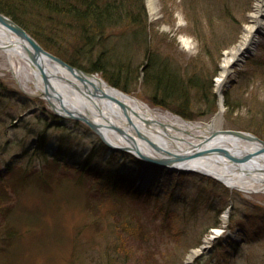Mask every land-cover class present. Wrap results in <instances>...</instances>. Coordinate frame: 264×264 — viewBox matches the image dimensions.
Instances as JSON below:
<instances>
[{
  "label": "rangeland",
  "instance_id": "374dc122",
  "mask_svg": "<svg viewBox=\"0 0 264 264\" xmlns=\"http://www.w3.org/2000/svg\"><path fill=\"white\" fill-rule=\"evenodd\" d=\"M254 3L159 0L158 12L151 16L145 0L151 47L186 78L212 80L213 92H218L223 60L241 43L244 29L251 23ZM109 33L115 37L112 50L126 52L134 68H140L137 82L130 79L126 84L130 91H120L137 97L157 115L168 114L202 127L218 115L222 103L217 128L250 133L264 141V35L259 36L253 53L232 69L223 96H217L214 117L188 120L148 100L142 87L145 48L128 42V28L121 26ZM185 40L190 41L189 47ZM54 42V49L67 58L74 57L79 49L69 40ZM81 64V70L108 82L101 73L88 72L86 62ZM0 81L21 95L41 99L32 68L23 59H16L12 67L3 51ZM226 100L233 106L228 108ZM0 104L1 117L7 102ZM27 119L22 124L0 123V144L5 143L4 149L0 148V264H264V191L260 187L247 193L201 173L180 174L142 162L136 165L137 159L124 151L126 154H115L112 160L120 174L137 179L135 186L140 194L112 196L99 188L96 179L60 166L45 169L47 163L42 156L24 154L22 145L31 141L30 129H42L33 118ZM79 123L71 144L85 155L98 145V136ZM179 133L198 141L192 135H201L202 131ZM48 135L54 141L60 133L52 130ZM112 155L105 149L99 154L105 161ZM8 164L14 169L7 173ZM29 168L42 171L41 180L47 177L50 182L33 181L15 189L5 179ZM49 171L51 174L46 175ZM228 210L225 223L223 216ZM215 230H221V235L208 245ZM204 245L210 248L200 250ZM195 250L200 253L189 261Z\"/></svg>",
  "mask_w": 264,
  "mask_h": 264
},
{
  "label": "trees",
  "instance_id": "16d2710c",
  "mask_svg": "<svg viewBox=\"0 0 264 264\" xmlns=\"http://www.w3.org/2000/svg\"><path fill=\"white\" fill-rule=\"evenodd\" d=\"M0 12L11 17L46 50L70 65L82 68L81 61H84L88 64V72L101 73L111 85L129 92L126 84L132 81L130 79L137 82L140 68H134L131 57L126 52L121 54L112 50L115 37L109 33L125 26L130 35L128 42L145 48L146 63L141 67L142 87L153 106L167 109L188 120L211 118L217 112V95L213 92L212 80L202 81L196 76L186 78L178 67H174L160 52L152 49L149 32L151 25L145 0H0ZM56 39L77 43L79 49L74 57L67 58L58 49H54L57 48L55 42L53 43ZM0 101L7 102L3 107L0 123L10 121L22 124L29 121L27 118H33L42 127L40 131L36 128L30 129L28 137L32 142L25 143L22 148L24 154L42 156L47 163L45 169H49L50 165L54 168L60 166L66 171L78 173L81 177L96 179L99 188L112 196L140 194L135 186L137 179L130 177L128 173L120 174L112 160L115 154L122 152L109 149L99 138L98 145L85 155L73 147L71 139L77 133L74 129L81 126L79 122L57 117L42 99L21 95L1 81ZM203 105H206L205 110ZM226 106L229 108L233 105L226 100ZM27 111L29 112L26 113ZM191 114L198 116L192 117ZM52 130L60 133L54 141L49 140L48 135ZM87 130L88 133L91 132ZM4 145L2 142L0 148ZM104 149L113 154L108 161L99 156ZM78 159L80 161H76ZM136 162V165L141 163L139 160ZM7 166V173L13 171V166ZM25 170L21 175L17 173L5 179L15 189L23 188L33 181L50 182L47 177L41 180L42 171L35 172L30 168ZM50 174L49 171L46 175Z\"/></svg>",
  "mask_w": 264,
  "mask_h": 264
},
{
  "label": "bare ground",
  "instance_id": "6f19581e",
  "mask_svg": "<svg viewBox=\"0 0 264 264\" xmlns=\"http://www.w3.org/2000/svg\"><path fill=\"white\" fill-rule=\"evenodd\" d=\"M158 1L159 0H146L151 16H155L158 12ZM250 18L251 23L246 25L241 43L235 50L228 52L223 60L221 76L217 81V88L220 93H222L224 87L227 85L232 69L237 64L242 63L248 55L253 53L259 43V36L264 35V0H255L254 10ZM184 43L187 47L190 46V41L185 40ZM0 51H3L7 55L12 67L15 66L16 59L25 60L31 67L26 52L20 44L18 37L1 24ZM45 66L48 72L53 76V87L67 105L87 115L96 123L103 125L107 138L116 146H126L128 142L124 137L107 128L111 123L117 127L126 129L132 136L134 135V131L138 129L143 135L162 146L164 149L179 154L192 153L202 149L223 148L241 157L248 153L256 152L262 147L258 142H249L241 139L237 135H228L226 133L211 138V133L216 130L219 117L223 113L222 103L220 104V112L213 123L206 127H200L182 122L168 114L157 115L149 105L142 102L137 97L120 91L97 76L90 77L91 82L94 83L101 92L123 101L132 109L129 116L135 128L130 127V129L128 126V117L123 113L117 103L108 98L96 97L87 93L82 83L57 64L45 60ZM32 70L36 77L37 90L38 92L42 91L43 84L41 78L36 70L33 68ZM89 88L93 90L91 85H89ZM222 101L221 99V102ZM146 121H149V123L147 124ZM162 125H164V127ZM195 130L202 131L201 135H193L198 141H191L179 133ZM137 142L144 153L152 156H159L145 140L137 138ZM261 156L262 157L254 158L247 163L238 164L232 162L226 156L212 154L191 160L186 163L184 167L195 169L220 179L224 185L233 189L250 193L254 192V187L256 186L264 191V156ZM223 220L225 223L228 221L227 213L223 216ZM221 232V230H216L214 235L211 236L206 243L211 245L214 237H220ZM198 253L199 251H193L188 257L189 261H193Z\"/></svg>",
  "mask_w": 264,
  "mask_h": 264
},
{
  "label": "water",
  "instance_id": "95a60500",
  "mask_svg": "<svg viewBox=\"0 0 264 264\" xmlns=\"http://www.w3.org/2000/svg\"><path fill=\"white\" fill-rule=\"evenodd\" d=\"M0 24L18 37L20 44L23 46L26 52L29 64L34 70H36L37 74L41 78V82L43 84V90L38 92L39 97L47 102L48 107L53 111V113L60 118L80 121L84 123L108 147L115 150L130 152L136 157H138L140 160L155 166H159L161 168H168L170 170L182 169L184 171H190V172H197V170L191 168H185L184 165L186 163H188L191 160L200 157L209 156L212 154L226 156L229 160L238 164L247 163L254 158L262 157L261 155L264 156V141L259 137L242 131L223 130V129L214 130L211 133V138H214L219 134L226 133L228 135H235V136L237 135L241 139L249 142H258L262 145V147L256 152L248 153L241 157L236 156L235 154L231 153L228 149H223V148L202 149L192 153L188 152V153L179 154L164 149L162 146L151 141L148 137L143 135L138 129L134 131V135L132 136L130 133H128L126 129L117 127L116 125L111 123L108 125L107 128L115 131L120 136L124 137L128 142V145L126 146H116L111 142V140L107 138L104 132L103 125L96 123L93 119L89 118L87 115L69 107L67 103L63 100V98L56 92L55 88L53 87V76L48 72L45 66V60L51 61L57 64L58 66H60L62 69H65L70 75H72L80 83H82L87 93L96 97H105L117 103L121 108V110L123 111V113L128 117L129 128L130 127L135 128L129 116L130 112H132V109L123 101L107 93L101 92L100 89L96 87V85L92 83L90 80V77H94L93 74L87 73L81 70L80 68L74 67L69 63H67L66 61H64L59 56H56L53 53L47 51L26 29H24L21 25L15 22L11 17L1 12H0ZM89 85L92 86L93 90L89 88ZM146 123L148 124L149 121H146ZM162 126L164 127V125ZM137 138L145 140L149 144V146L156 153L159 154V156H152L144 153L138 145ZM217 180L221 181L220 179ZM207 249H208L207 246L200 247V250L202 251H206Z\"/></svg>",
  "mask_w": 264,
  "mask_h": 264
}]
</instances>
